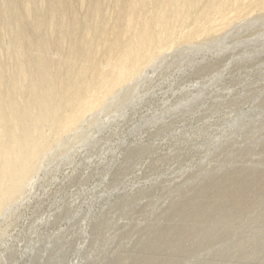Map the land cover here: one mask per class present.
Returning <instances> with one entry per match:
<instances>
[{"label": "rangeland", "instance_id": "1", "mask_svg": "<svg viewBox=\"0 0 264 264\" xmlns=\"http://www.w3.org/2000/svg\"><path fill=\"white\" fill-rule=\"evenodd\" d=\"M98 1L112 24L113 0H0L3 105L26 110L44 60L65 64L51 82L78 69ZM237 14L69 129L29 112L40 153L0 194V264H264V4Z\"/></svg>", "mask_w": 264, "mask_h": 264}, {"label": "bare ground", "instance_id": "2", "mask_svg": "<svg viewBox=\"0 0 264 264\" xmlns=\"http://www.w3.org/2000/svg\"><path fill=\"white\" fill-rule=\"evenodd\" d=\"M113 2L116 16L112 24L97 23L106 14L103 11L104 3L98 1L95 8H92L90 17L93 19V25L87 28L85 38L74 44L79 50L72 57L76 59L75 61L80 59L78 63H81L76 71L71 70L68 76L51 82L50 76L59 74L65 64L56 65L55 61L53 63L49 60L41 63V77L31 90V99L28 98L30 101L26 110L21 109L13 101L12 91L7 93L8 105L1 103L2 96L5 95L3 92L5 78L0 73V124L4 126L3 132L0 133L1 195L7 190L5 188L8 185L5 184L9 178L13 177L20 181L26 177L28 164L40 153L38 145L33 144L34 132L31 130L43 113L40 116L33 114L32 116L29 114L32 109L38 106L46 116L53 114L61 127L60 130L69 129L98 110L117 87L120 88L130 81L157 56L177 44L194 41L200 34L213 32L216 17H221L226 23L232 20V17L226 15L229 9L237 10L236 16L239 17L247 8L264 4V0H113ZM63 7L64 2L61 4L62 10L65 9ZM69 23L78 29L77 19L73 18ZM102 53L106 58L107 69L99 64L100 59L95 63ZM70 59L71 57L69 61ZM21 71L19 77L25 80L26 71L25 69ZM55 91L60 97L55 99V103L52 102L54 103L52 108H48L44 97Z\"/></svg>", "mask_w": 264, "mask_h": 264}]
</instances>
